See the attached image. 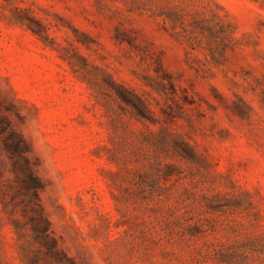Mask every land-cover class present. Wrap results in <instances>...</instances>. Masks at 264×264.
<instances>
[{"label": "rangeland", "instance_id": "rangeland-1", "mask_svg": "<svg viewBox=\"0 0 264 264\" xmlns=\"http://www.w3.org/2000/svg\"><path fill=\"white\" fill-rule=\"evenodd\" d=\"M0 113L55 244L0 203V264H264V0H0Z\"/></svg>", "mask_w": 264, "mask_h": 264}, {"label": "trees", "instance_id": "trees-1", "mask_svg": "<svg viewBox=\"0 0 264 264\" xmlns=\"http://www.w3.org/2000/svg\"><path fill=\"white\" fill-rule=\"evenodd\" d=\"M117 94L136 114L145 116L148 111L144 101L120 86ZM30 149L21 133L5 113H0V203L7 213L13 229L20 238L30 230L33 239L47 252H53L54 239L50 238V223L44 216L39 191L43 183L30 158ZM7 173V174H6ZM19 212L23 219L14 216ZM48 239H51L48 242Z\"/></svg>", "mask_w": 264, "mask_h": 264}]
</instances>
